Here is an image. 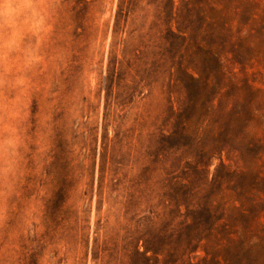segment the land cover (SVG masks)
I'll use <instances>...</instances> for the list:
<instances>
[{"label":"rangeland","instance_id":"1","mask_svg":"<svg viewBox=\"0 0 264 264\" xmlns=\"http://www.w3.org/2000/svg\"><path fill=\"white\" fill-rule=\"evenodd\" d=\"M0 264H264V0H0Z\"/></svg>","mask_w":264,"mask_h":264}]
</instances>
